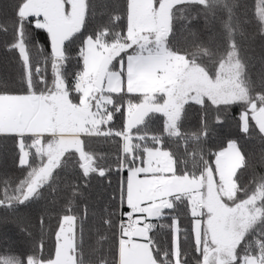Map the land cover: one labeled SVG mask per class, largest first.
<instances>
[{
    "label": "snow or ice",
    "instance_id": "6c2138e0",
    "mask_svg": "<svg viewBox=\"0 0 264 264\" xmlns=\"http://www.w3.org/2000/svg\"><path fill=\"white\" fill-rule=\"evenodd\" d=\"M239 7L237 0H126L123 14L107 12L105 22L95 23L92 0H18L8 48L21 58L24 90H0V137L16 140L18 166L26 171L18 182L0 180V207L39 199L60 175L57 169L70 162L85 178L105 176L113 169L86 150V142L119 138L116 170L128 175L118 203L126 205L127 221L114 223L116 213L105 210L102 224L118 229V244L114 259L101 250L96 264H264V176L242 179L250 157L235 140L225 150L205 151L211 131L205 116L200 130H184L193 106H214L215 122L222 123L219 113L240 105L241 131L255 130L264 140V80H251L240 42L244 26L253 22L264 37V0H255L250 19L237 15ZM218 10V35L207 42L197 37L190 51L173 45L175 22L190 24L201 11L214 19ZM29 24L47 34L50 52L33 43ZM0 31L7 28L0 25ZM73 61L78 70L69 75ZM125 104L126 123L117 129L113 121ZM157 114L163 126L154 131ZM81 195L72 184L54 253L45 256L41 241L23 257L0 256V264H89L83 247L87 209L79 235L73 214ZM181 211L190 216V229L181 226ZM173 212L165 246L152 221ZM107 239L101 234L97 244Z\"/></svg>",
    "mask_w": 264,
    "mask_h": 264
},
{
    "label": "trees",
    "instance_id": "16d2710c",
    "mask_svg": "<svg viewBox=\"0 0 264 264\" xmlns=\"http://www.w3.org/2000/svg\"><path fill=\"white\" fill-rule=\"evenodd\" d=\"M18 0H0V25L7 28V33L0 31V90L12 92L23 91L22 83V63L19 53L9 50L8 44L14 39L15 11L14 5ZM96 5L97 15L95 23L106 21L107 12L120 11L123 14L126 0H92ZM240 6L237 15L241 18H252L255 0H237ZM193 15L197 13L193 12ZM223 14L218 10L216 17H205L201 11L197 19L190 24L184 21L175 22V38L173 45L182 50H191L194 39L199 37L205 42L209 36L218 35L221 32V19ZM26 30L33 36V43L39 41L46 52H50V42L47 34L43 30H37L34 25H26ZM195 33V36L193 35ZM242 45V55L247 64V72L251 80L259 85L264 80V37L258 31L255 22L244 26V36L240 41ZM79 48V43L73 46L72 54L75 56ZM35 49L32 54L35 55ZM115 63V62H114ZM78 67L73 61L69 64L67 71L69 75L77 71ZM51 69L49 66V76ZM124 95V94H121ZM137 94H127L126 99L135 100ZM126 104L122 108V114L117 113L113 123L116 128H122L126 123ZM242 111L240 105H233L226 112L219 113L222 123H216L217 110L214 106L203 110L200 106H193L188 111L187 119L184 122V130L198 131L201 127V117L205 116L210 128L207 141L203 144L205 151L212 153L225 150L230 141H237L242 150L250 157L251 167L242 177L247 182L251 179H258L264 176V140L260 138L257 131L252 130L251 134L241 131L239 115ZM250 124L252 122L250 121ZM110 125H108L109 127ZM163 126V118L157 114L153 119L152 129L159 131ZM122 144L119 138H98L86 142V150L94 152L97 157L102 158L104 164L113 170L100 176L93 173L85 178L82 170L74 167L70 162L63 170L57 169L60 175L56 177L52 186L42 189V196L26 203L18 205L14 209L0 207V256L20 255L25 256L34 250L35 246L43 241V254L45 256L54 253L55 232L58 229L60 218L65 214L64 209L70 191V186L76 184L80 186L82 195L73 202V214L77 215V233L79 235L80 217L84 216L87 209V216L83 220L84 228V258L89 264H96L101 250L108 259H114L118 244V229L106 228L102 224V217L106 211L116 213L112 216L115 222L121 219L122 212L128 210L118 203L119 190L126 176V170L117 171V156L120 155ZM173 150H177V145H171ZM190 151L194 145L189 144ZM183 151L181 146L179 149ZM214 160V157H211ZM19 150L14 138L0 137V180L10 179L13 183L18 182L25 175V169L18 166ZM239 174V173H238ZM55 175V174H54ZM86 185V186H85ZM168 211V210H166ZM173 212L169 216L154 221L157 224L154 234L156 238L165 246L171 243L172 234L168 227L172 221ZM43 220V224H41ZM181 226L191 228V218L186 213L180 212ZM106 235L108 239L98 245L100 235Z\"/></svg>",
    "mask_w": 264,
    "mask_h": 264
},
{
    "label": "rangeland",
    "instance_id": "374dc122",
    "mask_svg": "<svg viewBox=\"0 0 264 264\" xmlns=\"http://www.w3.org/2000/svg\"><path fill=\"white\" fill-rule=\"evenodd\" d=\"M122 94H123V93H122ZM125 112H126V117H127V106H126V108H125ZM105 127H108V125H106ZM127 175H128V173H127V171H126V176H125V179H124V180H126ZM125 208L127 209L126 205H125ZM127 210H128V209H127ZM154 221H157V220H153L152 222L154 223ZM171 223H172V221L170 222V225H171ZM154 230H155V229H154Z\"/></svg>",
    "mask_w": 264,
    "mask_h": 264
},
{
    "label": "built area",
    "instance_id": "2783aa9c",
    "mask_svg": "<svg viewBox=\"0 0 264 264\" xmlns=\"http://www.w3.org/2000/svg\"><path fill=\"white\" fill-rule=\"evenodd\" d=\"M121 219H124L125 221H127V217L126 216H121Z\"/></svg>",
    "mask_w": 264,
    "mask_h": 264
}]
</instances>
